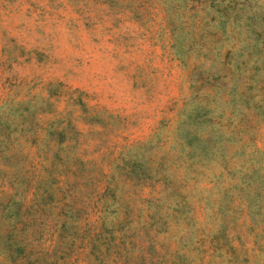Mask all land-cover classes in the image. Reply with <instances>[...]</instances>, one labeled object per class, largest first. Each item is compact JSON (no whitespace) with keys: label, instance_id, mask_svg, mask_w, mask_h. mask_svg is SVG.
<instances>
[{"label":"rangeland","instance_id":"obj_1","mask_svg":"<svg viewBox=\"0 0 264 264\" xmlns=\"http://www.w3.org/2000/svg\"><path fill=\"white\" fill-rule=\"evenodd\" d=\"M239 1L0 0V264H264Z\"/></svg>","mask_w":264,"mask_h":264},{"label":"trees","instance_id":"obj_2","mask_svg":"<svg viewBox=\"0 0 264 264\" xmlns=\"http://www.w3.org/2000/svg\"><path fill=\"white\" fill-rule=\"evenodd\" d=\"M243 1H247V2H248L249 0H243ZM239 2H240L241 4H243V2H242L241 0H240ZM248 3H250V2H248ZM258 5H259V4H258Z\"/></svg>","mask_w":264,"mask_h":264}]
</instances>
